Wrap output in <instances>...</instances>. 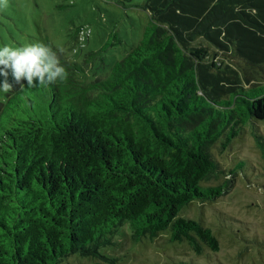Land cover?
I'll use <instances>...</instances> for the list:
<instances>
[{
    "label": "trees",
    "instance_id": "16d2710c",
    "mask_svg": "<svg viewBox=\"0 0 264 264\" xmlns=\"http://www.w3.org/2000/svg\"><path fill=\"white\" fill-rule=\"evenodd\" d=\"M143 9L141 40L102 75L87 68L103 62L99 52L67 59L46 41L65 79L10 80L0 97V264L94 258L124 223L135 241L168 230L199 257L203 245L218 249L210 228L178 213L231 189L216 155L264 120V77L209 58L211 46L232 49L264 71V0H144Z\"/></svg>",
    "mask_w": 264,
    "mask_h": 264
},
{
    "label": "rangeland",
    "instance_id": "374dc122",
    "mask_svg": "<svg viewBox=\"0 0 264 264\" xmlns=\"http://www.w3.org/2000/svg\"><path fill=\"white\" fill-rule=\"evenodd\" d=\"M143 4L144 0H3L0 46L49 41L67 59L78 61L84 52L97 51L103 62L87 65L93 78L141 40L149 22ZM72 45L77 48L71 50ZM211 47L209 58L220 67L227 65L250 80L258 74L264 77V71L238 58L232 49ZM216 160L224 172L232 171L231 189L213 200H192L178 216L210 228L217 250L203 245L199 257L187 244L169 242L168 230L135 241L124 223L94 258L75 254L61 264H264V120L246 123L230 145L218 151ZM225 178L209 183H222Z\"/></svg>",
    "mask_w": 264,
    "mask_h": 264
},
{
    "label": "clouds",
    "instance_id": "9594fccd",
    "mask_svg": "<svg viewBox=\"0 0 264 264\" xmlns=\"http://www.w3.org/2000/svg\"><path fill=\"white\" fill-rule=\"evenodd\" d=\"M2 3L3 0H0ZM66 75L57 52L44 42L0 46V93H7L13 88L9 76L17 84L24 81L28 87H33L62 81Z\"/></svg>",
    "mask_w": 264,
    "mask_h": 264
}]
</instances>
